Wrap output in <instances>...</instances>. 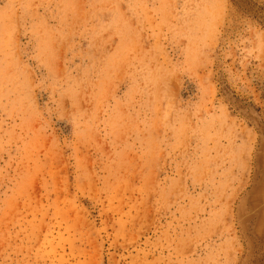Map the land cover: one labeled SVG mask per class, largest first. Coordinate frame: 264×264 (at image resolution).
<instances>
[{
	"label": "rangeland",
	"instance_id": "374dc122",
	"mask_svg": "<svg viewBox=\"0 0 264 264\" xmlns=\"http://www.w3.org/2000/svg\"><path fill=\"white\" fill-rule=\"evenodd\" d=\"M0 264H264V0H0Z\"/></svg>",
	"mask_w": 264,
	"mask_h": 264
}]
</instances>
